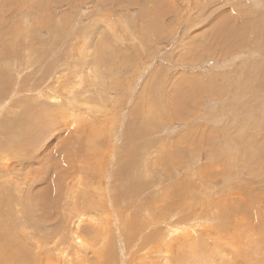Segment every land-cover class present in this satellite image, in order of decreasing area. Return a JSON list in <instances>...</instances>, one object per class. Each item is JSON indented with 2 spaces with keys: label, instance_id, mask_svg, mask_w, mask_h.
Masks as SVG:
<instances>
[{
  "label": "rangeland",
  "instance_id": "rangeland-1",
  "mask_svg": "<svg viewBox=\"0 0 264 264\" xmlns=\"http://www.w3.org/2000/svg\"><path fill=\"white\" fill-rule=\"evenodd\" d=\"M263 23L264 0H0V150L27 148L7 149L0 264H263ZM42 191L50 207L23 204ZM167 208L200 217L170 233Z\"/></svg>",
  "mask_w": 264,
  "mask_h": 264
},
{
  "label": "bare ground",
  "instance_id": "bare-ground-1",
  "mask_svg": "<svg viewBox=\"0 0 264 264\" xmlns=\"http://www.w3.org/2000/svg\"><path fill=\"white\" fill-rule=\"evenodd\" d=\"M257 1V0H256ZM212 7V6H211ZM26 11V10H25ZM24 11V12H25ZM25 14V13H24ZM29 19V18H28ZM27 19V20H28ZM125 20V19H124ZM29 22V21H28ZM31 22V21H30ZM125 23H127V25H125V28L129 25V23L125 20ZM198 23V22H197ZM262 23V22H261ZM236 24V23H235ZM229 25H231V24H229ZM263 25H264V23H263ZM129 27V26H128ZM127 27V28H128ZM242 26L240 25L237 29H235V30H230V31H228L227 33H228V35L231 37V36H233V35H235V33L234 32H237V31H241V30H244V29H246L245 27H242ZM42 33V32H41ZM234 33V34H233ZM228 35H226L227 37H229ZM262 35V34H261ZM262 38V37H261ZM219 40V39H218ZM33 48L31 47V46H29L28 48H26V52H25V55H26V63L28 62V61H32V59H33V57H34V54H33ZM10 60H11V58H10ZM7 61L8 63L6 64V66H7V68L9 69V70H12V68L13 67H15L16 66V63H12L11 61ZM15 62V61H14ZM23 64V63H22ZM20 66V65H19ZM67 68V67H66ZM65 68V69H66ZM69 68V67H68ZM55 69V68H54ZM258 68L256 67V66H254L253 67V70H255L256 72L258 71L257 70ZM25 70V69H24ZM24 70H23V72H24ZM22 71V70H21ZM235 71V70H234ZM76 72V74L77 73H79L78 71H75ZM237 72V71H236ZM235 72V73H236ZM234 73V72H233ZM71 76V75H70ZM54 77H56V76H54ZM53 78V77H52ZM76 78V77H75ZM2 79H4V78H2ZM10 79V78H9ZM50 79V78H49ZM238 79V78H237ZM65 80H67V77L66 76H64V77H62V75L61 76H58L57 75V77H56V79L54 80V83H56V87H54V88H52V93L54 92V93H59V91H58V87H59V89L61 88L60 86L61 85H64L65 84ZM239 80V82L241 81V79H238ZM52 82H53V80H52ZM9 83V82H8ZM8 85H10V84H8ZM12 85V84H11ZM241 85H243L242 83H241ZM28 90V89H27ZM246 90V89H245ZM43 92V91H42ZM48 92V91H47ZM53 93V94H54ZM238 93V92H237ZM45 94V91H44V93H43V95ZM42 95V96H43ZM59 96L61 95V94H58ZM1 96V95H0ZM53 97V99H56V97L53 95L52 96ZM69 101H75L76 102V99L75 98H67ZM102 100V99H101ZM88 104V103H87ZM51 107H55L56 105H54V104H51L50 105ZM142 106V105H141ZM1 107H3V106H1ZM252 108V107H251ZM264 108V107H263ZM4 109V108H3ZM173 110H175V109H173ZM177 110V109H176ZM264 110V109H263ZM178 112H179V110H177ZM181 111V110H180ZM51 112V111H50ZM58 112V111H57ZM93 112V111H92ZM260 112V111H259ZM55 113V112H54ZM170 113V112H169ZM176 113V112H175ZM180 113V112H179ZM177 113L179 116H180V114H182V113ZM186 113V112H185ZM247 113V112H246ZM257 113V112H256ZM59 114V113H58ZM62 114V113H61ZM172 114V113H171ZM253 114V113H252ZM91 115V114H90ZM182 115H185V114H182ZM170 116H172V115H170ZM214 116V115H213ZM248 116V115H247ZM264 116V115H263ZM178 117V116H177ZM182 117V116H181ZM185 117V116H184ZM183 117V118H184ZM190 117H191V114H190ZM251 117V116H250ZM250 117H248V118H250ZM56 118V117H55ZM171 118H173V117H171ZM252 118V117H251ZM255 119V121L257 120L258 121V118L256 117V118H254ZM191 120V119H190ZM260 120H261V118H260ZM263 120V119H262ZM166 121V120H165ZM264 121V120H263ZM174 123V122H173ZM192 123V122H191ZM195 123V122H194ZM248 123H250V122H248ZM255 123V122H254ZM253 123V124H254ZM85 125V124H84ZM167 125V124H166ZM188 126V125H187ZM245 127V126H244ZM134 128V127H133ZM132 128V129H133ZM188 128V127H187ZM77 129V128H76ZM171 129V128H170ZM112 131V130H111ZM241 131H242V129H241ZM166 132V131H165ZM184 133V132H183ZM28 135V134H27ZM188 135V134H187ZM181 136V135H180ZM183 136H185V134L183 135ZM252 136V135H251ZM216 137V136H215ZM131 138V137H130ZM166 138V137H165ZM135 139V138H134ZM167 140V139H166ZM9 141H12L11 139H9ZM133 141V140H132ZM170 141L172 142V140L170 139ZM176 141V140H175ZM174 141V142H175ZM6 142H7V140H6ZM12 142H14V140L12 141ZM218 142V141H217ZM227 142V141H226ZM148 143V142H147ZM162 143V142H161ZM170 143V142H169ZM251 143V142H250ZM16 144V143H15ZM14 143L13 144H11V145H7V148L5 147H3V149H1L0 150V183L1 184H4L5 186H6V184L8 183V181L5 179V177L7 176L6 174L4 175V173H9V168H11V163L9 162V155L11 156V153L9 154L8 153V151H7V149L8 150H11L12 149V151L14 152V154H12V155H15V153H18V155L19 154H21V153H23V152H27V148H26V146L25 145H15ZM25 144V143H24ZM175 144V143H174ZM184 144V143H183ZM186 144V143H185ZM6 144L4 143V146H5ZM150 145V144H149ZM161 145V144H160ZM169 145V144H168ZM172 144H170V146H171ZM221 145V144H220ZM17 146V149H13V147H16ZM169 146V147H170ZM176 146V145H175ZM205 146H207L206 144H205ZM146 147V146H145ZM163 147H167L168 148V150H169V147L168 146H163ZM93 148V147H92ZM145 149H149V148H145ZM179 149V148H178ZM208 149H209V146H208ZM210 149H211V147H210ZM167 150V152H169ZM185 150V149H184ZM183 150V151H184ZM127 151V150H126ZM148 151V150H147ZM173 151H174V149H173ZM188 151V150H187ZM205 151H206V149H205ZM232 151V150H231ZM230 151V152H231ZM235 151V150H234ZM150 152V151H149ZM177 152V151H176ZM175 152V154L173 153V155H177V153ZM189 152H192V151H190V149H189ZM130 153V152H129ZM170 153V152H169ZM186 153V152H185ZM183 154V153H182ZM233 154H235L234 152H233ZM233 154H232V156H233ZM21 155H23V154H21ZM26 155V154H25ZM169 155V154H168ZM187 155V154H186ZM191 155H192V153H191ZM244 155V154H243ZM117 156V155H116ZM129 157L131 156V154L130 155H128ZM157 156V155H156ZM166 156V155H165ZM182 156V155H181ZM205 156H206V154H205ZM20 157V156H19ZM22 157V156H21ZM128 157V158H129ZM167 158H168V156H166ZM183 157V156H182ZM187 157V156H186ZM193 158H194V160L195 161H198V159H199V153H198V155L195 153V154H193V156H192ZM158 158V157H157ZM166 158V159H167ZM171 158H173L172 156H171ZM180 158V157H179ZM22 159V158H21ZM156 159V158H155ZM166 159H164V161H166ZM174 159V158H173ZM213 159V158H212ZM36 160V159H35ZM34 160V161H35ZM154 160V159H153ZM161 160V159H160ZM34 161H33V163H34ZM125 161V160H124ZM162 161V160H161ZM168 161V160H167ZM170 161V160H169ZM191 161V160H190ZM189 161V162H190ZM36 162V161H35ZM68 163V161H64V164L65 163ZM128 162V161H127ZM175 162V161H174ZM27 163V162H26ZM59 163V162H58ZM57 163V161H56V165L58 164ZM109 163V162H108ZM122 163V162H121ZM159 163V162H158ZM168 163V162H167ZM191 163V162H190ZM195 163V162H194ZM29 164V163H28ZM28 164H26V165H28ZM55 164V163H54ZM120 164V163H119ZM126 164V163H125ZM164 164V163H163ZM174 164V163H173ZM59 165V164H58ZM67 165V164H66ZM121 165V164H120ZM165 165V164H164ZM170 165H172V164H168V167L170 166ZM206 165V164H205ZM32 166V165H31ZM23 168L25 167V166H22ZM29 167H30V164H29ZM87 167V166H86ZM85 167V168H86ZM122 167H124V166H121V168ZM166 167V166H165ZM172 167V166H171ZM205 167V166H204ZM27 168V167H26ZM26 168H24L25 170H26ZM32 169H33V167H31ZM52 168V167H51ZM84 168V169H85ZM88 168V167H87ZM128 168H129V166H128ZM132 168V167H131ZM21 169V168H20ZM23 169V170H24ZM28 169V168H27ZM99 169V168H98ZM127 169V168H126ZM125 169V170H126ZM133 169V168H132ZM161 169H162V167H161ZM165 169V168H164ZM174 169H175V167H174ZM30 170V169H29ZM39 170V169H38ZM42 170V169H41ZM86 170V169H85ZM90 170V169H89ZM97 170V169H96ZM173 170V169H172ZM27 171V170H26ZM80 171V170H79ZM88 171V170H87ZM131 171V170H130ZM64 172H69V171H64ZM64 172H63V174H64ZM84 172V171H83ZM106 172V171H105ZM176 172V171H175ZM198 172V171H197ZM3 173V174H2ZM40 173V172H39ZM91 173V172H90ZM96 173V172H95ZM188 173H189V171H188ZM42 174V173H41ZM69 174V173H68ZM93 174V173H92ZM159 174V173H158ZM194 174V173H193ZM4 175V176H3ZM12 175V174H11ZM15 175V174H14ZM18 175H20V174H18ZM35 175H36V172H35ZM45 175V174H44ZM67 175V174H66ZM95 175V174H94ZM118 175V174H117ZM161 176H162V174H160ZM172 175H174V174H172ZM16 176V175H15ZM167 176V175H166ZM188 176V175H187ZM192 176V175H191ZM194 176V175H193ZM17 177V176H16ZM19 177V176H18ZM25 177V176H24ZM84 177V176H83ZM168 177V176H167ZM171 177H173V176H171ZM170 177V178H171ZM178 177V176H177ZM176 177V178H177ZM185 177V176H184ZM35 178V177H34ZM71 178V177H70ZM78 178V177H77ZM181 178V177H180ZM179 178V179H180ZM191 178V177H190ZM21 179V178H20ZM24 180H25V178H23ZM27 179V178H26ZM36 179V178H35ZM85 179V178H84ZM162 179V178H161ZM186 179V178H185ZM194 179V178H193ZM15 180V179H14ZM22 180V179H21ZM72 180V179H71ZM87 181H88V179H86ZM160 180V179H159ZM178 180V179H177ZM12 181V180H11ZM17 181V180H16ZM81 181V180H80ZM86 181V182H87ZM144 181V180H143ZM195 181V180H194ZM94 182V181H93ZM92 182V183H93ZM144 182H146V181H144ZM21 182H19V181H17V184L16 185H18V184H20ZM27 183H29L28 182V180H27ZM78 183H80L79 181H78ZM167 183V182H166ZM181 183V182H180ZM179 183V184H180ZM185 183H187V181H185ZM22 184V183H21ZM81 184V183H80ZM83 184V183H82ZM88 184V183H87ZM91 184V183H90ZM148 184H149V182H148ZM189 184H191V183H189ZM188 184V185H189ZM196 184V183H195ZM57 185V184H56ZM76 185H77V183H76ZM100 185V184H99ZM192 186H193V184H191ZM28 186V185H27ZM58 186L59 187H61L62 188V186L63 185H61L60 186V184H59V182H58ZM114 186V185H113ZM146 186H147V184H146ZM179 186V185H178ZM181 187H184V186H182V184L180 185ZM179 186V188H181ZM190 186V185H189ZM33 187V186H32ZM63 187H65V186H63ZM74 187H76L75 185H74ZM79 187V186H78ZM88 186H86L85 188H87ZM174 187V186H173ZM191 187V186H190ZM22 188V187H21ZM68 188V187H67ZM89 188H91V187H89ZM93 188V187H92ZM177 188V187H176ZM178 188V189H179ZM184 188H186V187H184ZM184 188H182L183 190H185ZM189 188V187H188ZM10 189V188H9ZM80 189V188H79ZM79 189H78V191H79ZM187 189V188H186ZM6 190V189H5ZM32 190V189H31ZM30 190V191H31ZM69 190V189H68ZM91 190V189H90ZM156 190V189H155ZM158 190V189H157ZM175 190V188L174 189H171V184H170V186H168V187H165V198H166V200L167 201H170V200H172L173 198H174V196H173V191ZM180 190V189H179ZM189 190H191V189H189ZM188 190V191H189ZM57 191V190H56ZM55 191V192H56ZM87 191H88V188H87ZM97 191V190H96ZM164 191V190H163ZM5 192V191H4ZM10 192H12V190H10ZM10 192H9V195H10ZM72 192H73V190H72ZM83 192V191H82ZM90 192V191H89ZM94 192V191H93ZM92 192V193H93ZM105 192V191H104ZM21 193V192H20ZM19 193V194H20ZM37 193V192H36ZM85 193V192H84ZM154 193V192H153ZM190 193V196H191V193H193V192H189ZM12 194H14L13 192L11 193V195ZM46 194V195H45ZM75 194V193H74ZM86 194V193H85ZM156 194V193H155ZM175 194V193H174ZM58 195V194H57ZM93 195V194H92ZM104 195V194H103ZM102 195V196H103ZM162 195V194H161ZM181 194H179V196H180ZM14 196V195H13ZM15 196H16V194H15ZM14 196V197H15ZM24 195H22L21 197H23ZM27 196V195H26ZM84 196V195H83ZM127 196H128V193H127ZM177 196H178V194H177ZM176 196V197H177ZM20 197V196H19ZM89 197V196H88ZM152 197V196H151ZM157 197V196H156ZM228 197V196H227ZM18 198V197H17ZM55 198V197H54ZM115 198V197H114ZM163 198V197H162ZM161 198V199H162ZM180 198V197H179ZM182 198V197H181ZM11 199V201H12V203L14 204V203H16V202H14V199L13 198H11V197H8V194H6L5 195V197L3 198V199H0V202H2L3 200H5L6 202L7 201H9ZM19 199V198H18ZM21 199H23V198H20V200ZM48 199V196H47V192H45V191H42V192H40L39 194H37V195H35L34 193H32V194H30L29 195V197H28V199H25L26 201L23 203V204H27V206H28V204L30 205V206H32V205H36L35 207H37V206H40V207H42V208H45L46 207V205H48V207H50V202L48 201L47 203H46V205H45V202H46V200ZM58 199H60L59 197H58ZM158 199V198H157ZM119 201H120V199H119ZM114 202V201H113ZM117 202H118V200H117ZM157 202V201H156ZM18 203V202H17ZM16 203V204H17ZM58 203V202H57ZM180 203V202H179ZM15 204V205H16ZM19 204V203H18ZM157 204V203H156ZM160 204H161V202H160ZM56 205V204H55ZM92 205V204H91ZM115 205V204H114ZM155 205V204H154ZM239 205V204H238ZM153 206V205H152ZM169 206V205H168ZM5 207V206H4ZM74 207V206H73ZM170 207V206H169ZM182 207V206H181ZM17 208V207H16ZM23 208H24V206H23ZM83 208V207H82ZM92 208H93V206H92ZM12 209V208H11ZM26 209H27V207H26ZM26 209L24 208V210L26 211ZM158 209H163V207L162 206H153V211L154 210H158ZM233 209H234V207H233ZM28 210V209H27ZM93 210H94V208H93ZM224 210H225V208H224ZM235 210V209H234ZM111 211V210H110ZM163 211V210H162ZM161 211V212H162ZM166 215H162V214H159V216H161V218H160V221H161V219L163 220V223L164 224H168V223H170V221L171 220H173L172 218L175 216V217H179L180 219H178L177 221H173V223L174 224H171V225H173V226H175V225H179V227L178 228H176V226H175V228L172 226V228L171 229H173L174 228V230H171L170 231V233H177L178 231H179V229H181V226H183V227H185L186 228V226L187 225H189L190 223H192L193 221H196L197 220V217H200L199 215H190L189 214V216H186V217H183L184 215H183V213L182 214H179V213H177V211H178V209L176 208L175 210H171V208H167L166 210ZM179 211H183L181 208H180V210ZM178 211V212H179ZM229 211V210H228ZM236 211V210H235ZM12 212V211H11ZM73 211H71L70 210V214L72 213ZM190 211L188 210L187 211V213H189ZM17 213V212H16ZM45 213V212H44ZM77 214V216H76V220H75V238L73 239L75 242H74V245L77 247L78 245L79 246H81V247H83L84 245H85V243H86V241L87 240H84V239H82V237H80V235H79V232H80V230L82 231L83 229L82 228H80V225H82L83 224V222H82V219L83 218H81L84 214H83V212L81 213V211H77L76 212ZM149 214H151L150 212H148ZM165 213V212H164ZM22 214V213H21ZM151 215H153V214H151ZM220 215V214H219ZM28 216V215H27ZM111 217H112V215H110ZM155 216V215H154ZM182 216V217H181ZM74 217V216H73ZM146 217H148V216H146ZM223 217V216H222ZM221 217V218H222ZM25 218V217H24ZM210 218V217H209ZM212 218H217V220L218 219H220V217L218 218V217H212ZM73 219H75V218H73ZM112 219V218H111ZM182 219H184V220H182ZM200 219V218H199ZM223 219V218H222ZM88 220V219H87ZM91 222L92 221H94V219H89ZM113 220V219H112ZM115 220V219H114ZM181 220V221H180ZM215 220V219H214ZM89 221V222H90ZM216 221V220H215ZM10 222V221H9ZM8 222V223H9ZM24 222V221H23ZM72 222V221H71ZM82 222V223H81ZM91 222H90V224H91ZM97 221H95V225H97V223H96ZM107 222V221H106ZM131 222H132V220H131ZM162 222V221H161ZM172 222V221H171ZM73 223V222H72ZM108 223V222H107ZM132 223H134V222H132ZM150 223H152V222H150ZM28 224V223H27ZM30 224V223H29ZM32 225V224H31ZM73 225V224H72ZM133 225V224H132ZM159 225H161V224H159ZM98 226V225H97ZM151 226V225H150ZM7 227V226H6ZM134 227H136L135 225H134ZM157 227V226H156ZM162 227V229H163V226H161ZM169 227V226H168ZM215 227V226H214ZM26 228V227H25ZM164 228H166V227H164ZM190 228V227H189ZM193 228V227H192ZM218 228V227H217ZM225 228V227H224ZM93 229H95V228H93ZM139 229V227H136V230H138ZM183 230V229H182ZM197 230V229H196ZM214 230V229H213ZM215 230H217V229H215ZM221 230V229H220ZM83 231H85V232H87L86 230H83ZM98 232H100V231H98ZM108 232H109V230H108ZM113 232V231H112ZM134 232H136V231H134ZM165 232V231H164ZM197 232V231H196ZM221 232V231H220ZM2 233H4V232H2ZM18 233V232H17ZM24 233V232H23ZM57 233H59V232H57ZM81 233V232H80ZM84 233V232H83ZM130 233V232H129ZM191 233V232H190ZM212 233V232H211ZM85 234V233H84ZM141 234V233H140ZM223 234V233H222ZM63 235V234H62ZM158 235H159V233H158ZM158 235L156 236V240H152V242H156V244H157V241L159 240H161V241H163L164 242V244H170V241H166V240H163L164 239V237H158ZM56 236V235H55ZM65 237V236H64ZM139 237V236H138ZM56 238H57V236H56ZM83 238H85V237H83ZM63 239V238H62ZM99 237H94V238H92L91 240H96V242L98 241L99 242ZM134 239H135V237H134ZM153 239V238H152ZM166 239V238H165ZM171 239H174V238H171ZM170 238H169V240H171ZM176 239V238H175ZM165 241H166V243H165ZM64 242V241H63ZM97 244V243H96ZM168 244V245H169ZM107 245H109V244H107ZM167 245V246H168ZM249 245V244H248ZM57 246V245H56ZM103 246H104V244H103ZM111 246V245H110ZM157 246H159V243L157 244ZM170 246V245H169ZM75 247V248H76ZM88 247L90 248L91 247V243H90V241L89 242H87L86 243V248L88 249ZM180 247V246H179ZM112 249H115V248H113V247H111ZM110 248V249H111ZM121 248H122V246H121ZM102 249V248H101ZM109 249V248H108ZM78 250V249H77ZM79 251V250H78ZM94 251V250H93ZM103 251V250H102ZM101 251V252H102ZM109 251H113V250H109ZM200 251H202V253H206V252H212V251H214V249H211V250H209L208 251V248H202ZM104 253V252H103ZM110 253H112V252H110ZM164 253L166 254L167 252L166 251H164ZM250 253L251 252H246V254H247V256H250ZM67 255V254H66ZM97 255V254H96ZM100 256V255H99ZM107 256H108V251H107ZM170 256V255H169ZM30 257V256H29ZM158 257V259H160L159 261H157L156 263L157 264H159L160 263V261H161V259L162 260H164L165 258L167 259V256L166 255H164V254H162V255H159V256H157ZM64 258V257H63ZM103 258V257H102ZM192 258V257H191ZM191 258H190V260H191ZM65 259V258H64ZM67 259V258H66ZM101 259V258H100ZM193 259V261H192V264H195L196 262H197V260L196 259H194V258H192ZM95 260V259H94ZM109 260H113V257H112V255H109ZM170 260V259H169ZM194 260H196V262L194 261ZM205 260V259H204ZM255 260H257L256 258H255ZM258 260H260V259H258ZM69 261V260H68ZM96 261V260H95ZM168 261V260H167ZM167 261H165L166 263H167ZM228 261V260H227ZM103 262H105V261H103ZM110 262V261H109ZM108 262V263H109ZM155 262V261H154ZM260 262H261V260H260ZM56 263V262H55ZM90 263V262H89ZM23 264H32V262H27V261H23ZM97 264H101L99 261L97 262ZM191 264V263H190ZM227 264H229V263H227ZM256 264H260L259 262H257ZM263 264H264V262H263Z\"/></svg>",
  "mask_w": 264,
  "mask_h": 264
}]
</instances>
